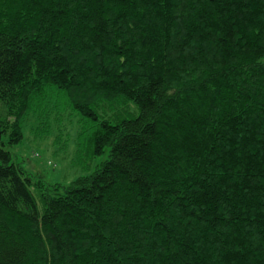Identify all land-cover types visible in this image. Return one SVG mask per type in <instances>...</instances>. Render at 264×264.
Here are the masks:
<instances>
[{
	"label": "trees",
	"instance_id": "1",
	"mask_svg": "<svg viewBox=\"0 0 264 264\" xmlns=\"http://www.w3.org/2000/svg\"><path fill=\"white\" fill-rule=\"evenodd\" d=\"M69 109L110 157L47 184ZM0 264H264V0H0Z\"/></svg>",
	"mask_w": 264,
	"mask_h": 264
},
{
	"label": "rangeland",
	"instance_id": "2",
	"mask_svg": "<svg viewBox=\"0 0 264 264\" xmlns=\"http://www.w3.org/2000/svg\"><path fill=\"white\" fill-rule=\"evenodd\" d=\"M34 119H30L24 131V138L6 148L13 153L14 161L20 163L35 179L47 184L68 185L76 178L89 174L110 157V148L103 154L90 158L84 156L78 144L77 133L81 128V116L69 109L60 130L39 136L32 129ZM61 134L57 137V134Z\"/></svg>",
	"mask_w": 264,
	"mask_h": 264
}]
</instances>
